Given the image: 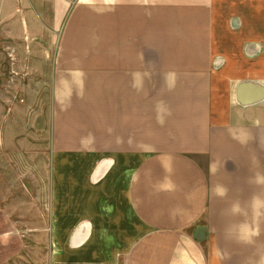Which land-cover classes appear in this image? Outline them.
<instances>
[{
    "label": "crops",
    "instance_id": "obj_1",
    "mask_svg": "<svg viewBox=\"0 0 264 264\" xmlns=\"http://www.w3.org/2000/svg\"><path fill=\"white\" fill-rule=\"evenodd\" d=\"M6 1L51 68V263L264 264V0Z\"/></svg>",
    "mask_w": 264,
    "mask_h": 264
},
{
    "label": "rangeland",
    "instance_id": "obj_2",
    "mask_svg": "<svg viewBox=\"0 0 264 264\" xmlns=\"http://www.w3.org/2000/svg\"><path fill=\"white\" fill-rule=\"evenodd\" d=\"M22 2L32 4L26 7L35 13L51 17L50 3ZM257 6L263 9V4ZM18 38L0 34V264H52L51 68L12 67L10 51L15 45L19 49ZM24 40L28 42V38Z\"/></svg>",
    "mask_w": 264,
    "mask_h": 264
},
{
    "label": "clouds",
    "instance_id": "obj_3",
    "mask_svg": "<svg viewBox=\"0 0 264 264\" xmlns=\"http://www.w3.org/2000/svg\"><path fill=\"white\" fill-rule=\"evenodd\" d=\"M224 192H225L224 189H219V190L217 191V194L222 196V195H224Z\"/></svg>",
    "mask_w": 264,
    "mask_h": 264
},
{
    "label": "built area",
    "instance_id": "obj_4",
    "mask_svg": "<svg viewBox=\"0 0 264 264\" xmlns=\"http://www.w3.org/2000/svg\"><path fill=\"white\" fill-rule=\"evenodd\" d=\"M1 15H2V14H1V12H0V18H1Z\"/></svg>",
    "mask_w": 264,
    "mask_h": 264
}]
</instances>
